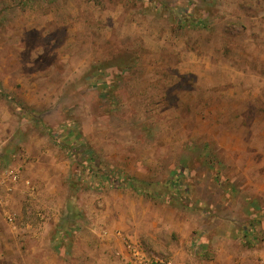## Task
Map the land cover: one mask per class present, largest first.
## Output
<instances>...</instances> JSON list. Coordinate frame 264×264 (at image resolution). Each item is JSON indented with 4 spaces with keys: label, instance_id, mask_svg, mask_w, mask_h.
Instances as JSON below:
<instances>
[{
    "label": "rangeland",
    "instance_id": "1",
    "mask_svg": "<svg viewBox=\"0 0 264 264\" xmlns=\"http://www.w3.org/2000/svg\"><path fill=\"white\" fill-rule=\"evenodd\" d=\"M21 149L0 264L79 218L152 264H262L264 0H0V174Z\"/></svg>",
    "mask_w": 264,
    "mask_h": 264
},
{
    "label": "crops",
    "instance_id": "2",
    "mask_svg": "<svg viewBox=\"0 0 264 264\" xmlns=\"http://www.w3.org/2000/svg\"><path fill=\"white\" fill-rule=\"evenodd\" d=\"M1 152L5 154V151ZM37 156L38 159L36 162H38L40 158L39 155ZM4 158V163L9 164L6 169L18 173L17 183L15 182V185H17L23 178L22 176H25L24 174L27 170L24 168L27 165L23 164L22 173L20 168L13 163H17L19 160L21 163L25 162L23 150H18V152L15 153V159L11 154H6ZM48 158L54 163L57 161L56 156L52 155ZM41 165L42 164H40L39 167ZM66 165L68 166L67 162ZM6 177H9L7 173L0 174V178L7 179ZM66 177L65 175L64 178ZM25 179L26 182H28V178L25 177ZM0 181L2 182L0 183V187L4 189L5 183L3 180ZM6 183L7 185L10 184L8 181ZM28 187L29 185L23 189H27ZM87 220V218L77 219L75 226H71L74 230L71 228L72 231L70 230V233L39 232L24 235L21 241L16 239L14 241L21 243L22 255L27 258V264H108V261L115 262V264H145L144 255L146 253L139 248L141 247V245L138 244L139 238L136 237L138 239L136 240L132 235L130 238L126 236V234L120 233V231H117L118 234H113V232L111 233V231H109L110 229H102V224L94 223L91 219L90 221ZM111 235H114V237H111ZM113 241H117L119 246L113 244ZM208 242L210 244L208 243L207 246H211L214 239H210ZM130 245H132L131 249L129 248ZM134 249L139 250L138 256L134 255ZM219 255L220 256L214 255L212 258H215H211L209 262L214 264H230V262L235 263L239 258V254L233 250L230 254L223 255L222 252H220ZM29 257H33V259H29Z\"/></svg>",
    "mask_w": 264,
    "mask_h": 264
},
{
    "label": "trees",
    "instance_id": "3",
    "mask_svg": "<svg viewBox=\"0 0 264 264\" xmlns=\"http://www.w3.org/2000/svg\"><path fill=\"white\" fill-rule=\"evenodd\" d=\"M70 154L74 160H76V161L81 160L82 165H83V172H81V173H85V174H87V176H92L91 174H93V176H95L96 174H98L96 172L95 167H94V165L96 166L97 164L92 158H90V157L89 158L88 157H77L76 153L73 152V150H71ZM84 170H85V172H84ZM81 173L80 172L78 173V176H77L79 179L78 182H80V180L85 179V178H86L85 180H89L87 177L84 178ZM109 179H111V181H114V182L117 181L118 182L117 184H120V185L125 184V183H129V184L131 183V179L128 177H123L122 174L114 175V176L111 175V176H109ZM131 184L133 186H135L133 183H131ZM71 187L75 189V186H71ZM64 232H62V233H64Z\"/></svg>",
    "mask_w": 264,
    "mask_h": 264
},
{
    "label": "built area",
    "instance_id": "4",
    "mask_svg": "<svg viewBox=\"0 0 264 264\" xmlns=\"http://www.w3.org/2000/svg\"><path fill=\"white\" fill-rule=\"evenodd\" d=\"M5 172L8 174V176H9L12 180L16 181V180L18 179V173H17L16 171H12V170H10V169H6ZM129 248L131 249V248H132V245H130ZM133 252H134V255H135V256H138V255H139V252H138L137 249H134ZM143 258H144V257H143ZM145 264H152V263H151L150 261H147V260L145 259ZM158 264H172V263H171V261H169V260H167V261L160 260V262H159ZM262 264H264V260L262 261Z\"/></svg>",
    "mask_w": 264,
    "mask_h": 264
}]
</instances>
